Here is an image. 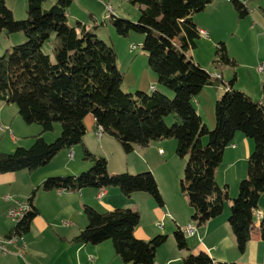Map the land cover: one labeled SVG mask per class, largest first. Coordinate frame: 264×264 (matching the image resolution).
<instances>
[{"label": "trees", "instance_id": "1", "mask_svg": "<svg viewBox=\"0 0 264 264\" xmlns=\"http://www.w3.org/2000/svg\"><path fill=\"white\" fill-rule=\"evenodd\" d=\"M47 0H26V17L15 19L5 0H0V33L21 32L26 40L0 55V100L14 104L26 124H38L41 133L29 147H16L0 154V173L35 171L46 165L63 149L80 144L86 133L84 119L91 114L96 126L112 135L126 153L135 147L146 148L154 141L172 138L175 153L186 158L179 185L193 209L197 224L215 218L229 202L228 223L238 252L243 253L250 238L254 211L264 192V105L233 87L236 73L214 103V127L209 129L198 114L193 99L207 85L222 81L203 69L190 55L200 30L192 16L204 10L212 0H127L139 5L137 20L112 16L118 35L143 36L141 50L156 74L163 90L150 92L123 89L124 73L118 68L113 46L100 39L94 27L76 20L70 24L68 9L73 0H56L48 9ZM239 19L249 14L240 0H230ZM53 36V39H51ZM53 44V59L41 47ZM214 64L234 66L223 42H218ZM173 97H167V90ZM174 116L169 126L165 118ZM61 124L59 135L46 141L42 133ZM239 132L253 141L246 159V176L239 181L235 197L227 186L220 187L215 170L225 148ZM205 142V143H204ZM84 159L91 166L78 175L51 176L40 185L43 190L79 191L118 187L125 196L146 192L157 204L163 200L157 181L150 171L110 174L108 161L87 149ZM35 190L28 199L24 216L9 235L21 236L38 211L31 206ZM87 224L74 238L76 243L100 244L110 240L123 264H154L157 249L166 234L144 240L134 235L140 222L136 209L118 207L100 212L92 206L83 208ZM264 243V216L260 219ZM173 236L179 250H188L185 233L177 227ZM178 264H236L214 261L207 252L188 253Z\"/></svg>", "mask_w": 264, "mask_h": 264}, {"label": "crops", "instance_id": "2", "mask_svg": "<svg viewBox=\"0 0 264 264\" xmlns=\"http://www.w3.org/2000/svg\"><path fill=\"white\" fill-rule=\"evenodd\" d=\"M226 1L230 2V0ZM226 5L228 4L212 0L211 3L206 5L204 10L198 12L199 14H193L192 19L199 30L207 31L208 26L206 27L203 17H214V12L223 10ZM246 17L251 18L253 22L251 28L256 32L257 52L255 60L256 64H258L264 61V18L256 10L251 12V16L248 17L247 15ZM207 32L211 42L219 40L218 42L223 41L224 43V37L216 36L211 30ZM233 32L235 30H231L228 34L233 35ZM20 39V36H17L16 40ZM224 45L226 46L225 43ZM188 53L195 60L194 56L191 55V50ZM228 54L230 55L229 51ZM233 59L235 60L234 57ZM196 62L199 63L198 61ZM212 75L219 76L223 80L222 73L214 71ZM148 77L146 79L147 76H134L132 79L127 80L125 76V90L141 89L150 92L151 85L155 86L156 89L163 90L158 84L156 76ZM208 86H205L207 88L204 89H207L206 92L211 94L208 92L210 89ZM216 96L214 95V98H218ZM12 105L14 104L0 100V124L7 126V131H0L2 133L0 154L12 152L19 146L29 147L34 137L41 133V126L38 124H33L36 126H24L19 120L20 115L17 107L15 106L16 108H14ZM196 110L203 118L204 115L200 111V105H198ZM204 120L208 125L210 122H214L213 118H211L210 122L209 119L203 118ZM84 123L87 130L80 144L61 150L48 165L40 169L35 171L21 170L12 173L14 175L11 176L12 183L22 180L23 189L16 191V194L24 197L23 200L28 201L32 191L35 190L30 205L34 206L38 213L31 221L29 230L7 245V252L1 255V257L5 255L3 264H123L121 259L115 258V256L118 257L117 255L105 257L106 248L109 252L111 249L110 244H106V242L93 245L74 241L77 234L87 224L83 211L85 205L92 206L100 212L110 211L118 207H128L136 209L141 214L144 208L147 213L146 222H142L140 217V222L134 230V235L144 240L163 232L159 228L160 220L164 221V225L165 222L167 225L173 222L174 226L171 227V230H174L175 227L183 229L188 224L194 226L192 234H185L188 250H179L176 247V243H173V240H170L169 237L168 240L172 241L169 242L171 243L169 244L171 252L166 254L165 250H163L164 248H162L164 246L159 247L156 251L154 264H178L181 258L188 253H198L199 251L207 252L214 261L218 262L264 264V243L260 233V220L256 217V211H259L264 216V192L261 194L258 206L254 211L250 238L246 249L243 253H240L236 248L235 238L228 223L229 202L225 203L221 215L211 218L202 224H197L192 219L193 209L189 206L186 196L182 193L179 181L178 183L173 181L166 172L164 174V169L160 170L159 168V164L163 162L158 159V155L164 156L163 146L166 144L171 145L165 139L154 141L146 148L135 147L132 151V153H136L134 156H123L121 152H118L119 158L117 161L114 162L111 168L110 164L108 166L110 173L125 170L129 172L151 170L156 177L159 191L164 197L163 204L159 206L161 209L154 204L148 193L134 192L130 196H125L118 187L100 189L86 187L79 191L43 190L40 185L48 177L78 175L81 170L89 168L91 161L84 159L85 149L96 156H101L106 155L107 145L114 146V140L110 138L113 137L112 135L105 134L103 131L102 135L99 138L97 137L95 119L91 114L85 117ZM53 127V130L56 129L58 133L59 129L57 126L54 124ZM42 136L48 142L54 137V135L51 136L46 132L42 133ZM171 143H174L172 147L176 146V142ZM252 149L253 142L251 139L237 132L233 142L225 148L223 159L215 170L217 184L220 187L226 185L231 198L237 195L239 181L246 176V159ZM136 156L139 157V161L134 160L137 158ZM183 159L186 161V158ZM157 168L159 171H157ZM179 175L181 179L183 171L182 174L179 171ZM167 176L168 179H166ZM99 192H102L100 198L97 197ZM167 192L171 193L170 198H166L165 194ZM12 208L14 207L12 206ZM181 212H183V218L180 217ZM13 226L6 232L3 239L0 238L3 243H7V237L11 236L9 232Z\"/></svg>", "mask_w": 264, "mask_h": 264}, {"label": "rangeland", "instance_id": "3", "mask_svg": "<svg viewBox=\"0 0 264 264\" xmlns=\"http://www.w3.org/2000/svg\"><path fill=\"white\" fill-rule=\"evenodd\" d=\"M55 1L56 0H47L43 4V7L48 9ZM219 1H221L222 4L227 3L228 5H226V8H224L223 10L214 12V17L212 18L209 16L203 17V21L206 27L208 26L207 31L211 30L212 32H214L216 36H222V38L224 37L223 38L225 40L224 43L226 44V47L228 48L231 57L235 58L236 64L232 66L223 63L214 64L212 62L213 59L215 58L217 42L219 40L218 41L216 40V42H211V38L200 36L199 38L196 39V47L191 49V55L194 56L195 60L199 62L200 66L203 69L207 70L210 74H212V72L214 71L223 74V80L218 81L217 85H211V86L207 85L210 88L208 92H210L211 94L207 93L206 92L207 89H204L207 87H204L201 90V92L193 99V103L196 109L198 105H200V111L204 115L203 118L206 120L209 119V122L211 121V118H213L214 120V103L215 100L217 99L214 98V95H217L216 97H219L224 92V88H225L224 83L227 84L229 80L233 78L234 72L236 73V81L234 82L233 87L235 89H239L245 92L251 98H253L256 101H260L264 105V75L259 73L256 69L257 64L255 58L257 52V41H256L257 38H256V32L251 28L253 22L251 21V18L249 19L247 17L243 19H239L237 17V13L234 10L231 1L227 2L226 0H216V2ZM240 1H242L248 7L249 9L248 17L251 16V12L253 10H256L264 18V0H240ZM5 2L6 5L9 7V9L12 11L13 17L15 19H24L26 17V0H5ZM138 8L139 5H132L127 0H73L68 9V20L70 24H74L76 20H79L81 22H84L86 24V27L91 28L95 26L94 32L97 34V36L103 41H105L107 44L113 46L116 52V61L118 68L124 73V80H125V76L127 77V80L132 79V77L134 76H147L146 79L149 78L148 76H156L155 75L156 73L152 71V69H150L148 65V58L143 54L141 50L140 45L143 41V36L136 33H130L128 37L120 36L116 33L115 28L112 25V16L128 19L130 21L137 20L139 16ZM219 28L220 30H218ZM231 30H235V32H233V35L228 34L230 33ZM17 36H20L21 39L16 40ZM51 39H53V36ZM25 40L26 38L21 32L8 33L6 31H2L0 33V55H3L6 50H10L13 46L24 43ZM133 46H135V48H133ZM41 49L45 54L50 55L51 59L54 58L52 52L53 44L51 40L43 44ZM124 80H123V89H125ZM134 91L136 90H132L128 92H134ZM166 94L168 98L173 97V92L170 91L169 89L167 90ZM12 106L16 108L15 105ZM19 120L24 126H28V127L36 126L33 124L27 125L26 123H24L21 117H19ZM165 122L167 125L170 126L174 122V116L172 114L167 116L165 118ZM206 125L208 126L209 129H212L214 127V122L213 123L210 122L209 125L206 123ZM55 126H57V128L59 129L58 133L56 132V129H54L53 131L46 132L51 136L54 135V137L50 141H53L60 133L61 124L57 122L55 123ZM3 127L5 128L4 130L7 131V126L3 125ZM1 132H0V138L2 136ZM104 133L108 134L106 132ZM96 135L98 138L101 136L98 135L97 126H96ZM110 138L114 140L113 141L114 146L107 145L105 151L106 155H101L102 157L106 158L107 161H109L108 166L110 164V168L113 166L114 162H116L117 159L119 158L118 152H121L123 156H134V154H136V153H132V151L126 153L116 139H114L113 137ZM165 140L167 142H170L171 145L166 144L165 146H163L164 156L158 155V159L163 162L162 164H159L160 165L159 168L160 170L164 169V174L166 172V174L170 176V179L178 183V181L180 182L179 171H181L182 174L183 171L182 168L184 166L185 160L182 157L177 156L175 153V146L172 147L174 143L171 142H176V141L172 138ZM1 145L2 144H0V146ZM134 160L139 161V157L135 158ZM85 170H81L80 172ZM144 171L145 170L140 172H144ZM148 171L152 172L151 170ZM157 171H159V169ZM122 172H127L130 174L138 173V172H129L126 170ZM12 173H16V172L0 173V238L1 239H3V236L6 234V232H8V230L13 225H15V222L12 221L7 216L6 213L7 210L12 208V206L15 207V204L17 206L18 202L21 203L25 201L23 200L24 197L18 196V194H16V191L23 189L22 180H18L15 183H12L11 176H14ZM116 173H121V171L112 172L110 174H116ZM152 174L154 175L153 172ZM166 179H168V176L166 177ZM165 195L166 198L171 197L170 192H167ZM151 198L154 201V204H156V206L159 207L160 205L157 204L155 199L152 196ZM162 198H163L162 200H164L163 195ZM159 208L161 209V207ZM139 215L141 217L142 222L144 221L146 222L147 213L144 208L141 214L139 212ZM180 217L183 218V212H181ZM159 225H160L159 228L163 230L162 233L168 235L165 243L161 245L164 246L162 248H164L163 250H165V253L167 254V252H171V250H169V244L171 243L169 242H172L169 241L168 239L170 237V240H173V243L175 242L173 232L176 229V227L174 230H171L172 229L171 227L174 226V223L170 222V224L167 225L165 222L164 225L163 220L159 221ZM156 235L151 236V238ZM104 242H106V244H110L111 246L110 252L106 248V251L104 253L105 257H108L109 255L110 257L115 256L116 253L113 249V245L111 241L107 240ZM104 242H102V244ZM1 258H0V264H3L4 262L3 260H5L4 259L5 255L2 256ZM115 258H118L120 260L119 257L115 256Z\"/></svg>", "mask_w": 264, "mask_h": 264}, {"label": "built area", "instance_id": "4", "mask_svg": "<svg viewBox=\"0 0 264 264\" xmlns=\"http://www.w3.org/2000/svg\"><path fill=\"white\" fill-rule=\"evenodd\" d=\"M201 33V32H200ZM201 36L203 37H208V34H203L201 33ZM257 68V71L261 74L264 75V61L262 62H259L256 66ZM216 77V76H214ZM218 78V77H216ZM152 86V85H151ZM5 128L0 125V131L1 130H4ZM102 196V192H99L97 197L100 198ZM29 205V203L27 201L25 202H21L19 203L16 207L12 208V209H9L7 211V216L12 220L14 221L15 223L18 222L23 216L24 214L27 212V206ZM256 217L257 219H261L262 218V215L259 211H256ZM160 227V225H159ZM183 232L185 234H192L193 230H194V226L191 225V224H188L186 227H184L183 229ZM18 238V235H11V236H8L7 237V243H0V257L3 253H6L7 252V245L8 244H11L12 242H14L15 240H17Z\"/></svg>", "mask_w": 264, "mask_h": 264}, {"label": "bare ground", "instance_id": "5", "mask_svg": "<svg viewBox=\"0 0 264 264\" xmlns=\"http://www.w3.org/2000/svg\"><path fill=\"white\" fill-rule=\"evenodd\" d=\"M200 32L203 33V34H208V32L205 31V30H200ZM200 32H199V33H200ZM201 33H200V36H201ZM133 48H135V46H133ZM215 76H216V75H215ZM217 77H218V76H217ZM150 89L153 90V89H154V86H153V85L150 86ZM97 127H98V135L100 136L101 133H102L103 128H102L101 126H97ZM1 131H3V130H1ZM27 208H28V206H27ZM0 243H3V240L0 239Z\"/></svg>", "mask_w": 264, "mask_h": 264}]
</instances>
